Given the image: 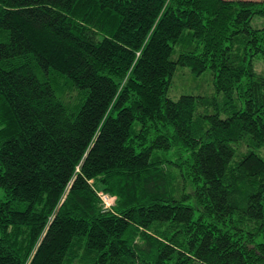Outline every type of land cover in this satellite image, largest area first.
<instances>
[{
    "label": "trees",
    "instance_id": "16d2710c",
    "mask_svg": "<svg viewBox=\"0 0 264 264\" xmlns=\"http://www.w3.org/2000/svg\"><path fill=\"white\" fill-rule=\"evenodd\" d=\"M254 15L0 0V264H264ZM182 67L200 93L176 92Z\"/></svg>",
    "mask_w": 264,
    "mask_h": 264
},
{
    "label": "rangeland",
    "instance_id": "374dc122",
    "mask_svg": "<svg viewBox=\"0 0 264 264\" xmlns=\"http://www.w3.org/2000/svg\"><path fill=\"white\" fill-rule=\"evenodd\" d=\"M253 26H261L262 24H264V17L262 16H257L254 15L252 17V21H251ZM264 60L261 57H257L254 61L255 64V68L260 69V71L264 72V65L263 62ZM188 67H182V71L183 73H179V75H177L175 77V90L177 93L179 92H187V93H200L201 91H191L194 88H192V84L194 83L193 79L197 82H202L205 78H203L204 75H197L196 77L187 69ZM180 69V68H179ZM193 78V79H192ZM210 85L212 86V83L210 84L209 80H205V82L203 83V88L205 90H207ZM203 93V92H202ZM105 198V196H104ZM109 201H112V198H109Z\"/></svg>",
    "mask_w": 264,
    "mask_h": 264
},
{
    "label": "built area",
    "instance_id": "2783aa9c",
    "mask_svg": "<svg viewBox=\"0 0 264 264\" xmlns=\"http://www.w3.org/2000/svg\"><path fill=\"white\" fill-rule=\"evenodd\" d=\"M106 198V197H105Z\"/></svg>",
    "mask_w": 264,
    "mask_h": 264
}]
</instances>
